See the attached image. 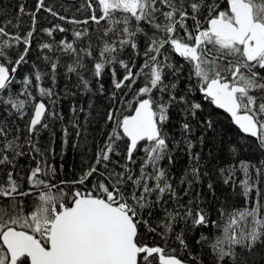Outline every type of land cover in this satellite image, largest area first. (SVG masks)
Returning <instances> with one entry per match:
<instances>
[{"label": "snow or ice", "instance_id": "6c2138e0", "mask_svg": "<svg viewBox=\"0 0 264 264\" xmlns=\"http://www.w3.org/2000/svg\"><path fill=\"white\" fill-rule=\"evenodd\" d=\"M0 264H264V0L0 3Z\"/></svg>", "mask_w": 264, "mask_h": 264}, {"label": "trees", "instance_id": "16d2710c", "mask_svg": "<svg viewBox=\"0 0 264 264\" xmlns=\"http://www.w3.org/2000/svg\"><path fill=\"white\" fill-rule=\"evenodd\" d=\"M19 2V0H0V3H7L10 5H15ZM34 3V0H28V5L29 7H31ZM12 15L14 16L15 13L13 12ZM46 14L41 13L38 17V24H37V28L39 29L40 27H45L48 25V20L45 19ZM24 21H25V25H27L28 23H30L29 17H24ZM68 27H71L70 25ZM64 35H70V33L68 34H57V38H61ZM64 81L61 80L60 81V86L61 88L64 87ZM101 110L103 109V105H100ZM70 109V101L69 100H65L62 104V110L64 112V115L66 118H70L71 117V112L69 111ZM46 136V134H45ZM231 137V133H228L227 136L225 137L226 139ZM73 165L75 166H79V156L78 155H74L71 151H69L67 157L65 158V170L66 171H70L71 168L73 167ZM187 166V158L186 156L181 153L178 158H177V162H176V168H175V174H180L182 173L183 169ZM231 203L234 204H241L242 200L241 199H236L234 201H230ZM259 258V254H257V259Z\"/></svg>", "mask_w": 264, "mask_h": 264}]
</instances>
